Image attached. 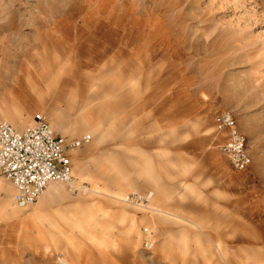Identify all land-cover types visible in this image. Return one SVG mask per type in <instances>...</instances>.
Returning a JSON list of instances; mask_svg holds the SVG:
<instances>
[{
    "label": "rangeland",
    "instance_id": "1",
    "mask_svg": "<svg viewBox=\"0 0 264 264\" xmlns=\"http://www.w3.org/2000/svg\"><path fill=\"white\" fill-rule=\"evenodd\" d=\"M224 109L244 171L216 147ZM37 113L91 138L73 186L25 209L0 175V264H264V0H0V119Z\"/></svg>",
    "mask_w": 264,
    "mask_h": 264
},
{
    "label": "built area",
    "instance_id": "2",
    "mask_svg": "<svg viewBox=\"0 0 264 264\" xmlns=\"http://www.w3.org/2000/svg\"><path fill=\"white\" fill-rule=\"evenodd\" d=\"M213 121L218 130L226 131V140L218 148L234 169H247L251 156L233 113L226 109L218 111ZM90 138L89 134L73 139L57 135L39 113L34 115L33 123L23 129L0 119V174L12 184L15 204L20 208L34 204L53 182L73 186L71 153ZM83 186L81 188L85 190ZM151 197L149 192H132L126 196L125 202L146 207ZM144 232L145 248L150 250L152 233L149 228H144Z\"/></svg>",
    "mask_w": 264,
    "mask_h": 264
},
{
    "label": "crops",
    "instance_id": "3",
    "mask_svg": "<svg viewBox=\"0 0 264 264\" xmlns=\"http://www.w3.org/2000/svg\"><path fill=\"white\" fill-rule=\"evenodd\" d=\"M214 116V115H213ZM31 125V124H30ZM214 125H215V123H214ZM15 127V126H14ZM26 126H24V127H22V128H17V129H23V128H25ZM215 129H216V137H219V142L216 144V147L218 148V146L219 145H221L225 140H226V131L225 130H218L217 129V127H216V125H215ZM57 135H60V134H57ZM60 136H62V135H60ZM63 137V136H62ZM65 138V137H64ZM66 139H68V138H66ZM71 139H73V138H71ZM83 145V144H82ZM77 150V149H76ZM75 150V151H76ZM74 151V152H75ZM73 152V153H74ZM73 153H71V156H70V160H71V167H72V174L74 175L75 173L73 172V163H72V156H73ZM230 166H231V168L233 169V170H236V169H234L233 167H232V165L230 164ZM246 170V169H245ZM219 171V170H218ZM222 171H223V176H222V178H219L218 180H214V181H212V183L213 184H215V186L214 187H216L215 189H217V190H219L220 192H227L226 190H227V188H229L230 186H232L235 182V184L236 185H238V175H234V173L233 172H231L226 166L225 167H223L222 168ZM237 171H244V170H237ZM1 175V174H0ZM82 175L83 174H81V175H79L78 176V178H79V180H84L83 178H82ZM1 176H3V175H1ZM4 177V176H3ZM223 178H225V180L223 179ZM9 181V180H8ZM10 182V181H9ZM58 182H53V183H50L48 186H47V189L45 190V192H47L48 191V193L50 194V193H52V192H54V190H57L53 195H55V194H57V193H59L60 191H59V186H58ZM10 186H11V198H12V202L14 203V205L16 206V207H18L16 204H15V201H14V189H13V186H12V184L10 183ZM90 188V187H89ZM91 189V188H90ZM92 190V189H91ZM146 192H149V191H146ZM146 192H141V193H146ZM91 193V192H90ZM49 194H45L44 193V195L42 196V197H44L46 200L47 199H49V198H51V196H53V195H49ZM93 194H95L96 195V193L95 192H93ZM127 193H125L124 195H126ZM123 196V195H122ZM41 197V198H42ZM151 199H152V197H151ZM154 200V199H153ZM151 201V200H150ZM152 202V201H151ZM150 203V202H149ZM11 205V204H10ZM13 207V206H12ZM27 207H29V206H27ZM27 207H24V208H20V207H18L19 209H25V208H27ZM15 208V207H14ZM17 209L16 210H12V215L14 216V213L15 214H17ZM151 225H152V227H154V223L153 222H151L150 223ZM134 227H135V223L133 222V219H130L129 220V230H133L134 229ZM148 228V227H147ZM60 258H62L63 260H65L66 262H68L67 260H66V258L64 257H61L60 256ZM77 262V261H76Z\"/></svg>",
    "mask_w": 264,
    "mask_h": 264
},
{
    "label": "bare ground",
    "instance_id": "4",
    "mask_svg": "<svg viewBox=\"0 0 264 264\" xmlns=\"http://www.w3.org/2000/svg\"><path fill=\"white\" fill-rule=\"evenodd\" d=\"M73 177H74V176H73ZM83 188L85 189V191H89V192H91V189H90L88 186L85 185V186H83ZM46 189H47V188H46ZM46 189H45V190H46ZM45 190H44L43 193L40 195V197L43 196V194L45 193ZM149 193H150V195H153V193H152L151 191H149ZM127 195H128V194L123 195V196L120 198V201L126 203V202H125V198H126ZM40 197H39V198H40ZM39 198H38V199H39ZM35 203H36V202H35ZM35 203H34V204H35ZM150 203H151V201H150ZM150 203H149L146 207H141V208H146V209H147V208L149 207ZM34 204H32V205H34ZM127 204H128V203H127ZM151 240H152V239H151ZM56 260H57L60 264H68V262H66L65 260H63V259H61V258H57ZM68 261L70 262V260H68ZM71 263H73V262L71 261Z\"/></svg>",
    "mask_w": 264,
    "mask_h": 264
}]
</instances>
